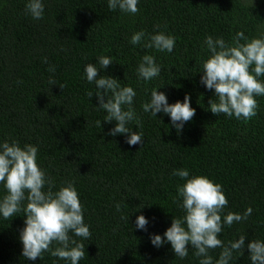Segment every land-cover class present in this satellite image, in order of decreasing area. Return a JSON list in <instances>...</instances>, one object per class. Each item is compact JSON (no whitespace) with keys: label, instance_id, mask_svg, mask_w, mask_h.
Here are the masks:
<instances>
[{"label":"trees","instance_id":"trees-1","mask_svg":"<svg viewBox=\"0 0 264 264\" xmlns=\"http://www.w3.org/2000/svg\"><path fill=\"white\" fill-rule=\"evenodd\" d=\"M26 3L0 0V143L37 146V162L54 181V191L75 182L91 232L90 239L75 237L86 246L79 264H199L191 245L180 259L170 243L157 248L150 241L153 234L163 237L172 217L185 215L177 197V186L185 180L172 175L182 168L189 177L207 176L223 186L225 215L252 208L247 220L223 227L219 238L225 244L242 234L245 245L264 240V96L256 97L258 114L251 120L217 116L208 105L214 90L200 82L211 54L205 38L231 44L237 32L259 37L264 0H254L253 8L243 0H139L136 14L110 10L107 0H43L39 20L26 13ZM140 30L173 35V51L145 48L146 41L133 45L131 37ZM146 54L154 55L162 69L150 81L137 74ZM100 56L113 60L101 75L136 91L137 120L129 127L143 132L142 145L130 146L126 134L107 135L116 122H104L106 112L95 95H87L96 86L84 69L88 63L99 67ZM50 78L57 85L49 84ZM153 89L164 92L169 104L190 95L196 112L181 133L168 115L143 111ZM4 195L0 183V198ZM139 215L149 221L146 231L136 228ZM25 219L23 211L8 220L0 216V264H70L48 252L35 261L24 258L20 231ZM220 252L210 251L214 261ZM237 257L234 253L230 264H251L247 247Z\"/></svg>","mask_w":264,"mask_h":264},{"label":"clouds","instance_id":"clouds-1","mask_svg":"<svg viewBox=\"0 0 264 264\" xmlns=\"http://www.w3.org/2000/svg\"><path fill=\"white\" fill-rule=\"evenodd\" d=\"M138 4L139 0H107L110 10L119 9L128 14H136ZM243 4L245 7L255 6L254 0H243ZM25 11L33 19H43V0H27ZM242 40L244 43H241ZM142 41H146L143 44L145 48L168 53L173 51L176 44V38L163 31L149 35L140 30L131 37L133 45ZM204 43L211 54L203 62L200 82L207 89L214 90L215 99L210 98L208 102L211 113L251 120L258 114L256 97L264 96V80L261 79L264 77V33L249 39L243 32H237L231 44L221 37L213 39L207 36ZM112 63L111 57L100 56L99 67L93 63L85 66L87 81L94 82L96 86V92L90 91L87 95L89 98L95 95L98 108L106 112L104 122H116L107 135L126 134V143L130 146L142 145L143 132L133 131L129 127L130 122L137 120L133 107L136 91L131 86H122L117 78L101 75L102 70ZM161 70L155 56L146 54L138 65V78L150 81L158 77ZM48 71L54 73L55 66H50ZM49 84L57 85L52 78ZM59 87L62 89L64 86ZM190 100V95L186 94L183 102L169 104L164 92L153 89L150 101L144 103L142 108L155 117L157 113L168 115L171 125L179 134L195 116L196 110L191 107ZM96 124L101 127V121H96ZM136 127H139V122ZM37 160L38 147L35 145L21 146L18 141L0 143V183L6 189V195L0 198V216L8 220L23 211L26 219L25 227L20 231V240L24 258L35 261L48 252L70 264H79L85 258L86 246L75 237L90 239L91 232L84 221V207L75 182L67 181L58 191H54V181ZM172 175L185 180L183 185L177 186V197L182 198L180 206L185 215L172 217L171 226L163 237L158 234L150 236L155 247L170 243L175 257L184 259L191 245L195 250L194 255L200 258L199 264H230L234 253L238 257L243 256L247 247L251 264H264V240L254 239L245 245L246 235L243 234L228 244L219 238L225 225L231 227L234 223L247 220L252 213L251 207L243 214L228 212L225 215L228 200L221 184L203 175L189 177L186 168L175 169ZM173 202L177 203L178 199ZM116 208L120 211V204ZM148 223L144 215L137 216L136 228L146 231ZM217 248L221 252L214 261L210 251Z\"/></svg>","mask_w":264,"mask_h":264}]
</instances>
